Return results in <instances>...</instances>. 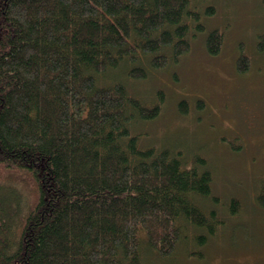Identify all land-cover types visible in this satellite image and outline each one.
I'll list each match as a JSON object with an SVG mask.
<instances>
[{
    "label": "trees",
    "instance_id": "obj_1",
    "mask_svg": "<svg viewBox=\"0 0 264 264\" xmlns=\"http://www.w3.org/2000/svg\"><path fill=\"white\" fill-rule=\"evenodd\" d=\"M198 1L0 0V264H141L142 242L204 257L225 224L200 203H217L208 161L144 145L132 128L160 114L163 92L149 104L122 80L189 52ZM257 41L263 52L264 31ZM222 42L207 32L209 53ZM250 62L242 52L237 70Z\"/></svg>",
    "mask_w": 264,
    "mask_h": 264
},
{
    "label": "rangeland",
    "instance_id": "obj_2",
    "mask_svg": "<svg viewBox=\"0 0 264 264\" xmlns=\"http://www.w3.org/2000/svg\"><path fill=\"white\" fill-rule=\"evenodd\" d=\"M198 2L205 28L192 38L189 52L146 78L122 80L149 104L163 92L160 114L137 122L132 132L144 145L182 151L190 163L203 155L214 175L217 203H200L217 209L225 224L202 246L204 257L188 255L181 244L164 257L142 242L141 264H264V208L255 200L264 179V51L257 45L264 31V0ZM209 5L215 12H206ZM215 28L222 29L223 42L221 51L211 54L205 38ZM242 52L251 60L246 71L236 68ZM184 99L187 113L179 110ZM232 197L240 200L234 215L227 208ZM140 236L147 239L145 231ZM195 247L191 243L188 251Z\"/></svg>",
    "mask_w": 264,
    "mask_h": 264
}]
</instances>
